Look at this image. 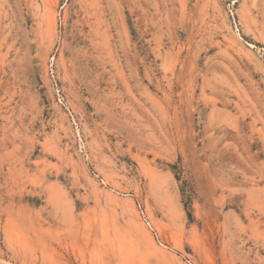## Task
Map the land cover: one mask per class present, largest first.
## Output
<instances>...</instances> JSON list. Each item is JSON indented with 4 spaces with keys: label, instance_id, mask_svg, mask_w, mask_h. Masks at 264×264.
<instances>
[{
    "label": "rangeland",
    "instance_id": "obj_1",
    "mask_svg": "<svg viewBox=\"0 0 264 264\" xmlns=\"http://www.w3.org/2000/svg\"><path fill=\"white\" fill-rule=\"evenodd\" d=\"M0 264H264V0H0Z\"/></svg>",
    "mask_w": 264,
    "mask_h": 264
},
{
    "label": "built area",
    "instance_id": "obj_2",
    "mask_svg": "<svg viewBox=\"0 0 264 264\" xmlns=\"http://www.w3.org/2000/svg\"><path fill=\"white\" fill-rule=\"evenodd\" d=\"M138 213L139 216L142 218L143 222L146 224V226L155 233V230L152 226V223L148 217V215L146 214V211L144 210V208L141 206V204H138Z\"/></svg>",
    "mask_w": 264,
    "mask_h": 264
},
{
    "label": "bare ground",
    "instance_id": "obj_3",
    "mask_svg": "<svg viewBox=\"0 0 264 264\" xmlns=\"http://www.w3.org/2000/svg\"><path fill=\"white\" fill-rule=\"evenodd\" d=\"M51 16V15H50Z\"/></svg>",
    "mask_w": 264,
    "mask_h": 264
}]
</instances>
